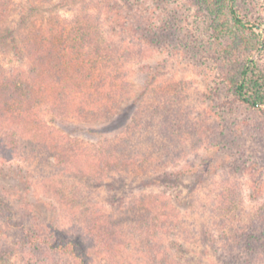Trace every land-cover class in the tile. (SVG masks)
I'll use <instances>...</instances> for the list:
<instances>
[{
  "label": "trees",
  "instance_id": "obj_1",
  "mask_svg": "<svg viewBox=\"0 0 264 264\" xmlns=\"http://www.w3.org/2000/svg\"><path fill=\"white\" fill-rule=\"evenodd\" d=\"M190 1L209 13L214 38H227L218 48L216 61L221 83L245 107L264 110V69L258 59H251L254 51L264 48L260 31L263 24L243 12L237 0ZM3 16L0 4V23ZM105 19L100 13H91L83 7L71 20L49 18L46 24L29 28L19 39L11 33L5 38L0 36L2 41L10 38L17 59L16 64L0 63V153H26L46 162L53 159L54 174L46 178L51 181L49 190L58 195L65 178L74 179L62 205L85 226L89 243L95 241L109 254L112 262L102 264L262 263L264 212L256 215L245 229L229 234L223 230L216 236L209 227L203 226L197 238L202 249L197 252L176 242L161 244L158 233L171 231L182 221L175 205L178 195L170 198L165 191L166 185L175 183L171 180L174 174L164 171L162 175L160 169L179 143L182 147L193 137L198 145L200 136L206 134V127L200 121H192L179 105L173 107L172 102L161 97L151 109L139 108L135 103L118 116L116 103L121 96L114 80L116 74H112L115 62L130 58L136 44L145 43V38L134 34L136 30L116 37L120 33L115 26L119 16L116 20ZM123 19L128 25V16ZM104 21H109L111 36L104 31ZM42 109L84 121L105 119L99 125L90 126L105 136L91 148L81 146L77 140L58 134L47 125L39 114ZM119 128L126 134L121 140L105 134ZM197 138L200 142H196ZM152 164L155 170L149 183L164 189L140 192L132 200H126V193L119 192L125 186L126 177L131 175V182L142 184ZM55 176L59 180L51 184ZM103 187L108 193L105 201L114 205L116 216L102 210L103 205L91 202L92 190ZM26 210L30 215L28 220L18 214L8 198L4 200L0 196V214H6L8 224L22 232L14 251L30 262L33 249L43 244L58 254L55 255L58 259L37 260L36 264H91L84 239L52 223H46L51 230L50 239H42L39 232L45 235V230L36 229L30 219L36 216V209L29 204ZM17 214L18 220L21 219L18 222L14 220ZM30 227L35 230L31 231ZM118 247L123 249L119 251ZM59 255L67 257L64 260Z\"/></svg>",
  "mask_w": 264,
  "mask_h": 264
},
{
  "label": "rangeland",
  "instance_id": "obj_2",
  "mask_svg": "<svg viewBox=\"0 0 264 264\" xmlns=\"http://www.w3.org/2000/svg\"><path fill=\"white\" fill-rule=\"evenodd\" d=\"M237 3L243 12L264 25V0H237ZM0 4L4 13L0 23L3 38L11 33L19 39L29 28L44 25L49 18L69 21L82 12L83 7L91 13H100L105 20H116L118 15L120 20L115 21V26L120 33L116 37L136 30L134 34L145 38V43L136 44L130 58L115 62L112 74H116L114 80L121 96L116 103L118 116L135 103L139 108L151 109L161 97L172 102L173 107L179 105L192 121H200L206 127L208 135L202 134L201 142L197 138L198 145L193 137L185 146L179 143L178 150L170 154V159H165L167 163L160 169L162 175L164 171L174 174L171 180L175 183L166 185L165 191L170 198L178 195L175 199L178 203L173 204L182 221L177 228L158 233L161 244L176 242L197 252L202 249L197 238L203 226L209 227L216 236L223 230L229 234L242 227L245 229L256 215L264 212V110L245 107L221 83L216 61L218 48L227 38H214L207 11L190 0H0ZM123 16H128V25ZM107 22L104 21V31L111 36ZM263 25L260 27L262 40ZM251 59H258L264 69V48L254 51ZM0 63H17L10 38L0 40ZM39 114L56 133L77 140L81 146L91 148L105 136L98 128L90 127L105 119L84 121L46 109ZM122 128L105 134L107 137L113 134L111 138L121 140L126 137ZM52 163L53 159L40 161L26 153H0L1 198H8L18 214L27 217L25 220L30 216L26 207L33 204L36 216L30 219L36 229L45 230V235L39 232L40 238L50 239L51 230L46 223H52L86 241L91 264L112 262L100 244L89 243L85 226L62 205L74 179L65 178L59 195L49 190L51 181L46 176L54 174ZM153 165L147 169L145 183L131 182V175L126 177L123 190H119L126 193V200H132L140 192L164 189L149 183L154 175ZM52 178L51 184L59 180L58 176ZM90 195L91 202L117 215L114 205L105 201L108 193L104 187L92 190ZM18 214L14 218L16 222L21 220ZM7 220L6 214H0V264H36L37 260L58 259L55 256L58 254L40 244L33 249L34 257L28 262L27 257L14 251L22 232L10 226ZM35 228L30 227V230ZM119 254L116 253L117 258L122 259ZM60 257L65 260L67 256ZM260 264H264V260Z\"/></svg>",
  "mask_w": 264,
  "mask_h": 264
}]
</instances>
